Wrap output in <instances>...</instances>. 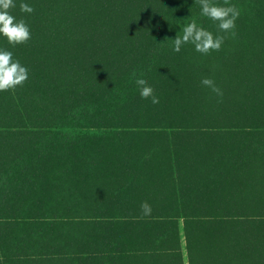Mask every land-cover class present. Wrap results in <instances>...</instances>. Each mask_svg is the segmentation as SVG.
<instances>
[{
    "label": "trees",
    "instance_id": "obj_1",
    "mask_svg": "<svg viewBox=\"0 0 264 264\" xmlns=\"http://www.w3.org/2000/svg\"><path fill=\"white\" fill-rule=\"evenodd\" d=\"M14 2L31 38L0 48L29 78L0 92V264H264V0H215L240 16L208 55L170 40L218 32L198 0Z\"/></svg>",
    "mask_w": 264,
    "mask_h": 264
},
{
    "label": "clouds",
    "instance_id": "obj_2",
    "mask_svg": "<svg viewBox=\"0 0 264 264\" xmlns=\"http://www.w3.org/2000/svg\"><path fill=\"white\" fill-rule=\"evenodd\" d=\"M200 5L199 15L215 22L217 33L209 31L191 19L182 28V34L170 39L173 41V51L180 52L185 45H192L194 50L202 55H208L213 51H219L228 35L235 37L236 21L240 16L238 7L234 4L221 5L215 0H198ZM15 7L14 0H0V38L6 39L9 45L16 46L26 43L31 38L29 26L23 19L17 20L9 9ZM22 12L31 14L34 9L29 3L21 2ZM223 33V35H221ZM29 78V70L18 59H15L13 52L0 48V92L15 90ZM136 86L139 95L144 99H150L151 103H159V98L154 94L153 87L144 77H137ZM201 84L210 87L217 95L221 90L215 86L210 78H203ZM141 208L144 214L150 213L151 208L145 202Z\"/></svg>",
    "mask_w": 264,
    "mask_h": 264
}]
</instances>
